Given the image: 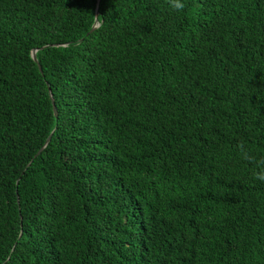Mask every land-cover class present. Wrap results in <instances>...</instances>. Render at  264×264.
Here are the masks:
<instances>
[{"label": "trees", "instance_id": "obj_1", "mask_svg": "<svg viewBox=\"0 0 264 264\" xmlns=\"http://www.w3.org/2000/svg\"><path fill=\"white\" fill-rule=\"evenodd\" d=\"M182 2L0 0V264H264V0Z\"/></svg>", "mask_w": 264, "mask_h": 264}, {"label": "clouds", "instance_id": "obj_2", "mask_svg": "<svg viewBox=\"0 0 264 264\" xmlns=\"http://www.w3.org/2000/svg\"><path fill=\"white\" fill-rule=\"evenodd\" d=\"M171 6L177 10H182L184 8V3L182 0H170ZM240 151L242 158L246 161H254L255 158L250 155L248 151L244 149V145H240ZM257 170L254 171L253 175L257 180L264 181V159L255 161Z\"/></svg>", "mask_w": 264, "mask_h": 264}, {"label": "water", "instance_id": "obj_3", "mask_svg": "<svg viewBox=\"0 0 264 264\" xmlns=\"http://www.w3.org/2000/svg\"><path fill=\"white\" fill-rule=\"evenodd\" d=\"M33 56L34 58L37 60V55H36V50H34L33 52ZM41 68V67H40ZM56 109V108H55ZM56 113H57V110H56ZM51 137L48 138V141L50 140Z\"/></svg>", "mask_w": 264, "mask_h": 264}]
</instances>
